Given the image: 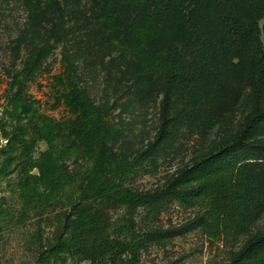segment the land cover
<instances>
[{"label": "trees", "instance_id": "1", "mask_svg": "<svg viewBox=\"0 0 264 264\" xmlns=\"http://www.w3.org/2000/svg\"><path fill=\"white\" fill-rule=\"evenodd\" d=\"M67 1L28 0L27 6L35 21L40 8ZM79 1L97 12L118 58L164 84L163 126L146 149L122 160L110 146L119 129L66 59L53 87L55 106L68 115L42 112L28 89L52 54L45 44L12 75L0 104V180L20 203L17 214L2 198L0 238L8 223L46 215L56 221L52 236L40 228L32 236L41 264H140L142 250L159 234L143 231L135 210L185 197L201 203L200 225L209 240H243L228 264H264V226L254 230L264 215V0ZM240 103L247 109L239 127L225 131L164 187L140 192L131 186L137 162L151 161L170 135L171 119L205 131L221 121L224 107ZM41 142L47 147L38 151Z\"/></svg>", "mask_w": 264, "mask_h": 264}, {"label": "rangeland", "instance_id": "2", "mask_svg": "<svg viewBox=\"0 0 264 264\" xmlns=\"http://www.w3.org/2000/svg\"><path fill=\"white\" fill-rule=\"evenodd\" d=\"M27 1L0 0V104L4 103V92L12 75L49 44L52 54L29 82L30 98L37 100L47 115L66 117L65 107L55 106L53 77L61 71L64 59L72 62L84 90L119 129L110 144L111 150L124 161L135 158L156 139L163 126L164 84L139 76L133 61L118 58V52L104 38L106 33L97 21V12L84 2L69 0L66 5L40 8L34 21ZM173 101L176 110L182 97ZM246 109L243 103L235 108L224 107L217 114L221 121L205 131L188 120L177 127L171 119V133L157 144L152 155L154 162H137L131 186L140 192L164 187L210 144L220 142L225 131L238 128ZM46 147L41 142L38 151ZM10 190L0 180V207L6 197L9 203L5 206L17 213L15 209L20 203ZM183 198H165L135 210L141 229L159 234L158 240L149 242L142 250L140 264H228L243 240H209L200 225L204 213L201 203ZM58 210L57 207L50 212L49 218ZM45 217L31 216L23 223L16 220L7 224L0 238V264H41L32 236L40 228L44 237L49 238L56 226L54 218ZM263 226L264 215L254 230ZM66 264L92 263L69 259Z\"/></svg>", "mask_w": 264, "mask_h": 264}]
</instances>
